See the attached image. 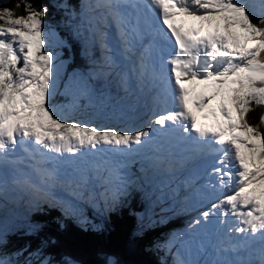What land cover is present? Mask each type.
<instances>
[{
    "label": "snow or ice",
    "instance_id": "obj_1",
    "mask_svg": "<svg viewBox=\"0 0 264 264\" xmlns=\"http://www.w3.org/2000/svg\"><path fill=\"white\" fill-rule=\"evenodd\" d=\"M21 6L25 15L0 8V201L17 190L38 196L56 184L79 188L89 172L102 171L120 192L131 183L121 175L122 158L145 152L151 167L170 170L180 147L181 167L213 157L203 188L222 198L189 225L202 259L176 264H264V111L257 123L248 118L264 109V0H85L96 43L111 51L114 29L131 62L121 87L128 93L134 78L146 95L144 114L123 127L71 119L79 97L67 112L52 104L59 67L44 33L48 9L31 0ZM80 95L88 107L113 106L103 93ZM62 162L75 165L73 172H62ZM0 264L13 261L0 254Z\"/></svg>",
    "mask_w": 264,
    "mask_h": 264
},
{
    "label": "trees",
    "instance_id": "obj_2",
    "mask_svg": "<svg viewBox=\"0 0 264 264\" xmlns=\"http://www.w3.org/2000/svg\"><path fill=\"white\" fill-rule=\"evenodd\" d=\"M82 0H31L36 9L47 8L44 24L53 27L59 35L60 52L57 57L66 63L65 76L85 78L95 52L81 34L74 13ZM23 0H0V8H11L17 15H25ZM86 43V46L84 45ZM95 88V87H94ZM264 109L256 107L249 120L258 122ZM134 190L125 204L109 212L92 217L87 207L86 217L74 221L56 206L39 201L26 222H12V229L0 243V254L9 257L13 264H39L48 258L49 264H170L166 243L184 224L185 217L170 210L155 211L150 223L142 224L139 215L145 204ZM91 216V217H90ZM39 251V259L30 255ZM17 253H22L17 255Z\"/></svg>",
    "mask_w": 264,
    "mask_h": 264
},
{
    "label": "rangeland",
    "instance_id": "obj_3",
    "mask_svg": "<svg viewBox=\"0 0 264 264\" xmlns=\"http://www.w3.org/2000/svg\"><path fill=\"white\" fill-rule=\"evenodd\" d=\"M44 33L48 38V50L54 52L57 55V52H60L59 35L56 33V30L53 27H49L48 25L46 26L45 24ZM85 40L87 46L89 45V47H91L92 45H95L98 48V60L95 61L94 64L90 67L85 78L74 79L71 75H69V77H66L64 75V71H67V61H61L60 58L57 57L56 63L59 67V75L51 102L56 107H64L65 111L67 112V106L73 102V99L75 97H79V103L81 107L76 112L71 113V119L78 120V117H81L79 115L82 111H84L85 116L84 118L82 117V122L96 126L123 127L126 123L129 122V118L127 115H125V111H131L136 114V117H138L143 110L132 111L128 107H123L124 110H121L115 107V103L113 101V106L108 109L88 107V98L82 97L80 95L82 90L87 89L88 92L93 96L101 93L110 96V94L105 89V86L109 87V85H105L104 83V86H102L103 90H100L99 93L93 89L94 85L96 84L95 81L96 79L102 77V79L104 78L103 81L105 82V80H108L110 77H112L111 82L113 84H116V78H114L113 76H118L119 74L116 67L117 65H108V63L106 62V57L108 55L106 54L104 49H102L100 45L96 43V41L92 37V34L90 38L86 37ZM85 42L84 45L86 46ZM111 94L113 95L112 92ZM130 100L137 101L135 96H131ZM119 104H123V102ZM124 105L127 104L125 103ZM131 118L135 117L131 116ZM126 119L127 122L125 121ZM183 170L184 168L178 169L175 175L171 177L172 180L170 181V183L173 181V178L176 179V181H174L175 184H173L172 187H170V185H166L154 195L151 193V191H147L145 193L144 199L141 198L142 202L146 205L145 209L140 214H138L139 219L141 220L143 225L145 223H150L152 221V217H154V214L156 212L159 213V211L161 210L167 212L172 210L173 213L176 212L177 214L184 215L185 218L187 216V220H189L187 229L184 231V229L181 228L178 232H176L172 237L175 242L167 247L168 249L166 255L169 259L170 264H176L177 259L180 257L187 260L202 259V257H198L195 253L192 240L194 236H198L199 234L189 232V225L201 211L208 209V207L210 206V202H215V200L222 198L220 193L212 192L211 190H206L203 188V185L206 183V174L204 175L206 169L204 171V169L202 170L200 168L195 172L193 171L195 173L194 177H191L192 174L190 175V172L188 175L183 173ZM155 173L156 172H154V174ZM130 174L134 175L132 171H130ZM178 174L179 176H184V179L178 181ZM137 178L138 172L135 173V177L134 180H132V183L127 188L119 192V195H117L119 198L114 200V204H125V202H127V197L131 195L132 191L137 189ZM110 184L114 185L113 183ZM87 185L89 187V190H83L79 192L82 187ZM87 185L79 188L75 185H68L67 189L64 190V192H75L74 194L80 197L79 199L73 200L72 203L69 202L68 198H66L64 194H56V200L49 201L48 199L52 198L51 194L47 195L46 198V196H44L43 194H39L37 196L29 191L17 190L16 192H10L8 194L9 199L0 201V203L4 205L2 208H0V240H2L3 236L6 233L11 231V229L13 228V221L19 222L21 220L20 216L15 213L13 206L15 205L14 202L19 203V206H23L28 213L29 211L32 213L33 210L40 205L38 200H41V202L44 203H48L49 205H57V207H60L65 215L70 216L74 221L77 222L85 219L86 207H91V216L95 218H98L99 215H102L106 211L109 212L110 209H108V207L110 203L107 202L108 195L105 194L102 197L97 195V186L93 182L88 181ZM138 187L142 189V186ZM92 192H95V194H93ZM141 193L142 192H139V195ZM16 194L18 199L15 198ZM85 195L89 196V198L82 197ZM157 208L158 211H156ZM176 249L177 253L175 255Z\"/></svg>",
    "mask_w": 264,
    "mask_h": 264
},
{
    "label": "bare ground",
    "instance_id": "obj_4",
    "mask_svg": "<svg viewBox=\"0 0 264 264\" xmlns=\"http://www.w3.org/2000/svg\"><path fill=\"white\" fill-rule=\"evenodd\" d=\"M144 110L143 111H141V114H140V116H142L143 114H144ZM126 122H127V119L125 120ZM212 163L213 162H211V163H207V164H204L203 162H194V163H191V164H188L187 166H186V168L182 171L183 173H185V174H189V172H190V175L192 174V176L191 177H194L195 176V171H197V170H199L200 168L203 170L204 169V171H205V169H206V171L204 172V175L206 174V172L208 171V170H210V168H211V166H212ZM193 164V165H192ZM167 168H163V170H166ZM181 169V168H180ZM194 171V172H193ZM156 173H157V171H155ZM178 173V172H177ZM176 177V176H175ZM177 177L179 178V180H181V179H184V176H182V175H180L179 176V174L177 175ZM191 179V178H190ZM116 183V181H114L113 182V184H115ZM67 187H68V184H63L62 185V188H63V190H66L67 189ZM184 216V215H183Z\"/></svg>",
    "mask_w": 264,
    "mask_h": 264
}]
</instances>
